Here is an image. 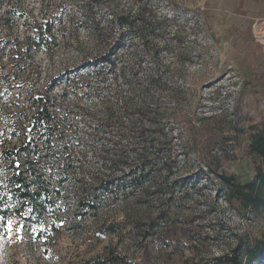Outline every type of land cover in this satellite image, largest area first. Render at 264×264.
Wrapping results in <instances>:
<instances>
[{
	"label": "rangeland",
	"instance_id": "rangeland-1",
	"mask_svg": "<svg viewBox=\"0 0 264 264\" xmlns=\"http://www.w3.org/2000/svg\"><path fill=\"white\" fill-rule=\"evenodd\" d=\"M56 1L0 0V12L10 6L13 15L22 12L37 27L51 29V44L35 53L31 66L13 65L17 87L0 97L4 110L14 97L22 100L31 92L49 94L57 106L91 108L97 104L90 89L97 80L91 69L84 68L96 52L90 22L77 12L81 1L74 7L66 4L62 10L56 8ZM138 1H104L95 16L104 22L115 9L141 14L138 19L149 30L150 42L157 45L159 61L168 69L176 92L172 109L180 121L178 126L169 125L172 153L177 158V175L188 179L180 180L170 199L152 191L146 197L138 191H120L104 195L94 210L66 201L63 196L70 190L65 185L59 188L60 199L41 219L34 223L9 219L0 225V264H87L102 258L108 249L127 255L130 264H141L138 250L147 246L153 252L166 227L179 238L175 255L186 260L180 264H214L215 258L238 242L264 238V215L255 218L228 206L214 174L224 171L241 183L254 178V165L247 155L248 128L264 118V32L251 37L228 0ZM11 18V38L33 35L21 19ZM139 34V30L127 34L125 57L132 44L142 45ZM145 62L150 61L146 58ZM191 136L197 137L200 146L211 139L212 154L222 162L221 169H204L206 175L195 176L200 161ZM180 142L188 157L179 155ZM225 157L234 160L224 163ZM201 164L205 166L203 160ZM112 226H118L114 234L108 230ZM148 231L155 237L143 239ZM254 264H264V259Z\"/></svg>",
	"mask_w": 264,
	"mask_h": 264
},
{
	"label": "trees",
	"instance_id": "trees-1",
	"mask_svg": "<svg viewBox=\"0 0 264 264\" xmlns=\"http://www.w3.org/2000/svg\"><path fill=\"white\" fill-rule=\"evenodd\" d=\"M76 1L57 0L56 8L62 10L66 4L74 7ZM79 1L82 6L77 12L90 22L96 46L84 68L91 69L97 80L90 88L97 104L91 108L57 106L49 94L31 92L22 100L14 97L8 110L0 105V225L9 219L32 223L41 219L60 199L59 188L65 185L70 190L63 196L66 201L94 210L104 195L115 196L120 191H138L141 197L152 191V195L170 199L180 180L188 179L177 175V158L172 153L173 130L169 125L178 126L180 121L172 109L176 92L171 88L168 69L159 61L157 45L150 42L149 30L138 19L141 14L115 9L103 22L97 20L95 10L108 0ZM11 17L32 29L33 38H11ZM136 30L142 45L137 48L132 44L125 57L126 36ZM50 32V28L37 27L22 12L13 15L10 6L0 12V97L17 87L13 65L31 66L35 53L51 44ZM248 132L247 155L254 165V178L241 183L227 172L214 174L228 206L259 218L264 215V118L249 126ZM178 136L182 138L183 133ZM190 143L200 161L195 165V176L206 175L213 167L222 168L218 156L212 154L211 139L200 146L197 137L191 136ZM179 155L188 157L182 142ZM232 160L225 157L223 162ZM108 230L114 234L118 226ZM154 237L150 231L143 235V239ZM159 238L162 241L153 252L147 246L138 250L141 264H151L154 259L156 264H164L159 260L186 263L175 255L179 238L172 228L162 229ZM263 259L264 238L238 242L215 258L214 264H254ZM129 260L127 255L108 249L102 258L87 264H130Z\"/></svg>",
	"mask_w": 264,
	"mask_h": 264
},
{
	"label": "crops",
	"instance_id": "crops-1",
	"mask_svg": "<svg viewBox=\"0 0 264 264\" xmlns=\"http://www.w3.org/2000/svg\"><path fill=\"white\" fill-rule=\"evenodd\" d=\"M236 12L239 20H244L246 30L254 33L259 30L264 32V0H228ZM243 25V24H242ZM245 25V24H244Z\"/></svg>",
	"mask_w": 264,
	"mask_h": 264
}]
</instances>
